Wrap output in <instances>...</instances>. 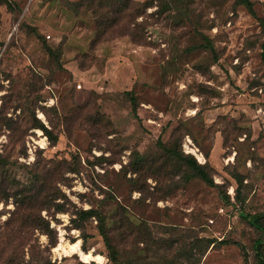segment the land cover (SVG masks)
<instances>
[{"label": "rangeland", "instance_id": "1", "mask_svg": "<svg viewBox=\"0 0 264 264\" xmlns=\"http://www.w3.org/2000/svg\"><path fill=\"white\" fill-rule=\"evenodd\" d=\"M167 1L0 0V264H264V0Z\"/></svg>", "mask_w": 264, "mask_h": 264}, {"label": "trees", "instance_id": "2", "mask_svg": "<svg viewBox=\"0 0 264 264\" xmlns=\"http://www.w3.org/2000/svg\"><path fill=\"white\" fill-rule=\"evenodd\" d=\"M156 1V2H155ZM245 4L248 5L250 11L252 14H256L255 10L253 8V4L251 3L250 0H243ZM81 4V2H79ZM79 3H75L76 5L75 8H78ZM128 0H87V7L90 9L94 16L97 19V26L99 28L103 27H112L116 24L124 23L125 20L128 19V17H131V22L130 23H136L137 27L135 30L130 31L127 30V32L133 36L135 40H142L143 36L141 32L138 30V25L139 23H143V21H136L139 16H144L146 10L148 7H151L153 5H157L159 10L157 9L156 12H167V8L169 5H171L170 2L167 0H147L142 2H135V4H129ZM136 18V19H135ZM134 20V21H133ZM261 21V26L264 31V18L260 19ZM135 24V25H136ZM208 46L211 47V44L208 42ZM261 57H262V62L264 64V42L262 43V51H261ZM184 160L188 164V167L192 172L194 173L195 176L200 177L201 179H204L207 183L213 184L214 183V178L210 174V168L209 163H200L197 161V159L193 155H186L184 157ZM8 164L7 159L3 157V155L0 154V167H6ZM16 213V212H15ZM85 215H90V216H98V219L103 222V219L101 218L100 215H96V211L93 209H88V211L85 212ZM243 216L249 220V222L257 227L263 226L262 219L264 218V212L261 214H250V213H244ZM36 220V229H39L40 231H44L45 233L48 234L50 238V243L51 245H57V239L53 238V229H51V224L49 221L46 220L45 217L42 215H39L38 217L35 218ZM99 230L100 233L103 235L104 240L106 245L112 249V245L110 244L108 237L106 235V232L103 228L102 225H99ZM262 244V243H261ZM259 245V250H258V255L262 256L260 253L262 245ZM262 252V251H261ZM113 255L111 258L113 260H116V251L113 249ZM44 258V256H42ZM43 263L42 264H49V259H44L41 260Z\"/></svg>", "mask_w": 264, "mask_h": 264}, {"label": "bare ground", "instance_id": "3", "mask_svg": "<svg viewBox=\"0 0 264 264\" xmlns=\"http://www.w3.org/2000/svg\"><path fill=\"white\" fill-rule=\"evenodd\" d=\"M59 249H62L63 251L67 252L70 250H73L75 252H78L80 254V256L82 257L81 259L85 260V261H91V260H99L101 258H103V256L101 254H97L93 253V252H84L82 249H80L77 244H71L70 248L63 245V244H59L58 245Z\"/></svg>", "mask_w": 264, "mask_h": 264}]
</instances>
